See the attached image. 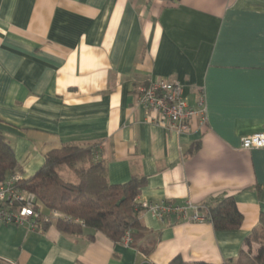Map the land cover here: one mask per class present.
Returning a JSON list of instances; mask_svg holds the SVG:
<instances>
[{"label": "crops", "instance_id": "crops-1", "mask_svg": "<svg viewBox=\"0 0 264 264\" xmlns=\"http://www.w3.org/2000/svg\"><path fill=\"white\" fill-rule=\"evenodd\" d=\"M160 79L190 105L204 95V127L147 121L139 92ZM0 129L24 180L64 144L93 146L112 184L146 179L141 205L233 196L243 215L216 231L143 211L148 256L101 233L0 224V264L236 262L264 214V149L241 147L264 133V0H0Z\"/></svg>", "mask_w": 264, "mask_h": 264}, {"label": "trees", "instance_id": "trees-1", "mask_svg": "<svg viewBox=\"0 0 264 264\" xmlns=\"http://www.w3.org/2000/svg\"><path fill=\"white\" fill-rule=\"evenodd\" d=\"M199 146L194 145L191 152ZM97 152L93 146L64 144L45 156L43 166L33 177L17 184L19 189L35 194L46 210L59 216L50 222L39 218L35 230H46L55 225L70 235H83L87 231L93 238L95 233H101L116 244L123 243L124 237L129 235L131 248L150 255L158 240L144 244L148 230L137 218L144 211L138 199L146 179L132 177L125 184H112L107 177V166L99 160ZM64 167L73 170L77 182L63 179L61 171ZM21 171L14 148L0 129V182ZM204 214L216 231L238 229L243 222L233 196L207 204ZM257 245L259 249L255 251ZM245 247L236 262L226 264H264V214L259 227L246 239ZM170 264L188 263L177 257Z\"/></svg>", "mask_w": 264, "mask_h": 264}, {"label": "built area", "instance_id": "built-area-1", "mask_svg": "<svg viewBox=\"0 0 264 264\" xmlns=\"http://www.w3.org/2000/svg\"><path fill=\"white\" fill-rule=\"evenodd\" d=\"M138 101L144 108L147 121L177 134L191 133L193 122L200 127L207 123V110L204 95L196 105H190L184 97L183 86L172 80L160 79L149 83L139 92ZM244 150L264 149V133L253 134L241 140ZM23 180L21 173H15L0 182V224L28 227L35 230L37 220L55 221L59 216L50 212L37 200L35 194L22 190L17 184ZM144 211L154 218L163 220L175 216L190 222H207L204 208L186 205H172L166 202L142 205ZM190 211L193 214L190 215ZM131 238L126 235L123 243L129 245Z\"/></svg>", "mask_w": 264, "mask_h": 264}, {"label": "rangeland", "instance_id": "rangeland-1", "mask_svg": "<svg viewBox=\"0 0 264 264\" xmlns=\"http://www.w3.org/2000/svg\"><path fill=\"white\" fill-rule=\"evenodd\" d=\"M61 175L67 182H77V176L70 168L64 167L61 171Z\"/></svg>", "mask_w": 264, "mask_h": 264}]
</instances>
